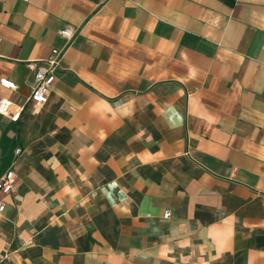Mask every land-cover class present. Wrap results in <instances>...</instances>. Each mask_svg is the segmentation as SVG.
Here are the masks:
<instances>
[{"label": "crops", "instance_id": "crops-1", "mask_svg": "<svg viewBox=\"0 0 264 264\" xmlns=\"http://www.w3.org/2000/svg\"><path fill=\"white\" fill-rule=\"evenodd\" d=\"M51 48L0 114V264H264V0H0L11 110Z\"/></svg>", "mask_w": 264, "mask_h": 264}, {"label": "built area", "instance_id": "built-area-1", "mask_svg": "<svg viewBox=\"0 0 264 264\" xmlns=\"http://www.w3.org/2000/svg\"><path fill=\"white\" fill-rule=\"evenodd\" d=\"M108 0H99V4H105ZM58 34L63 37L66 43H70L76 34V28L67 25L58 30ZM62 49L51 48L49 55L44 59L30 60L26 62V66L33 75V87L30 95L24 100V103L17 110H11L12 102L6 97H0V114L7 116L12 121H17L24 106L29 105L32 109L41 106L47 100L52 85L55 81V71L59 67V61L63 55ZM2 84L7 87H13V84L2 79ZM20 153V148L15 149V154ZM13 170H8L0 176V194L8 193L12 190L16 176ZM5 201L0 200V211L4 209ZM170 215L168 211H164V219ZM7 254L3 255V258Z\"/></svg>", "mask_w": 264, "mask_h": 264}]
</instances>
